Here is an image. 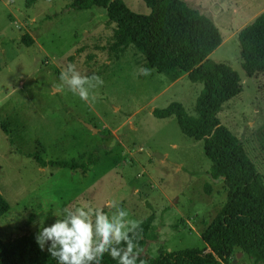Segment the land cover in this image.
I'll return each instance as SVG.
<instances>
[{
  "label": "rangeland",
  "instance_id": "1",
  "mask_svg": "<svg viewBox=\"0 0 264 264\" xmlns=\"http://www.w3.org/2000/svg\"><path fill=\"white\" fill-rule=\"evenodd\" d=\"M71 1L0 0V193L10 205L0 216V237L36 238L41 224L63 218L65 207L101 208L111 215L116 209L107 205L115 202L129 219L154 213L156 239L147 241L143 254L206 251L201 233L224 203L225 185L210 177L202 140L182 133L174 115L152 114L176 101L195 115L202 84L185 74L171 81L145 67L132 45L111 51L105 9L74 10ZM123 1L134 12H150L143 0ZM185 2L220 31L223 42L208 57L236 70L242 91L217 115L264 177V74L246 75L237 38L239 26L264 10V0ZM24 33L33 40L30 46L21 39ZM68 64L82 75L102 77L103 85L90 90V102L60 80ZM141 68L151 74H140ZM92 153L98 161L86 172L42 167L34 157L84 161ZM228 264L254 263L234 248Z\"/></svg>",
  "mask_w": 264,
  "mask_h": 264
},
{
  "label": "trees",
  "instance_id": "2",
  "mask_svg": "<svg viewBox=\"0 0 264 264\" xmlns=\"http://www.w3.org/2000/svg\"><path fill=\"white\" fill-rule=\"evenodd\" d=\"M148 14L131 10L123 0H72L69 8H104L106 23L111 26V51L132 45L144 57L145 67L154 68L175 81L181 75L202 88L195 101V115L186 112L179 102L154 108L157 118L174 115L185 135L202 140L203 151L210 160L209 175L221 178L225 201L201 233L206 251L197 248L160 249L155 255L143 254L148 240L156 239L152 223L154 213L143 219L136 239L140 252L137 264H228L234 248L246 253L252 263L264 264V177L245 147L225 125L218 112L242 91L240 76L230 65L215 62L208 56L221 44L215 23L191 8L185 0H143ZM241 67L247 76L264 74V10L237 33ZM22 41L30 46L32 38L24 33ZM44 167L55 165L86 172L98 161L95 153L84 161L44 160L34 155ZM0 193V216L9 210ZM0 264H57L46 250H41L32 233L3 240L0 237ZM101 264H118L107 253Z\"/></svg>",
  "mask_w": 264,
  "mask_h": 264
},
{
  "label": "clouds",
  "instance_id": "3",
  "mask_svg": "<svg viewBox=\"0 0 264 264\" xmlns=\"http://www.w3.org/2000/svg\"><path fill=\"white\" fill-rule=\"evenodd\" d=\"M139 71L143 75L151 74L150 69ZM60 80L86 103L90 102V90L104 83L99 75H82L74 64L61 70ZM107 206L116 210L109 215L101 208L65 207L63 218L56 215L58 218L51 225L41 224L36 234L38 246L44 250L47 245L57 264H101L106 253L118 264H137L140 252L135 241L141 222L129 219L128 211L115 202Z\"/></svg>",
  "mask_w": 264,
  "mask_h": 264
},
{
  "label": "crops",
  "instance_id": "4",
  "mask_svg": "<svg viewBox=\"0 0 264 264\" xmlns=\"http://www.w3.org/2000/svg\"><path fill=\"white\" fill-rule=\"evenodd\" d=\"M258 14H259V13H258ZM258 14H257V15H258ZM257 15H256V16H257ZM251 18H254V17H253V16H252V17H249L245 22H243V24L239 26L238 31H239L244 25L247 24V23H246L247 21H248V23H249V22L252 20ZM250 19H251V20H250ZM249 20H250V21H249ZM238 31H237V32H238ZM222 42H223V41H222ZM222 42H221V43H222ZM181 77H182V76H181ZM177 80H178V79H176L175 81H177Z\"/></svg>",
  "mask_w": 264,
  "mask_h": 264
},
{
  "label": "water",
  "instance_id": "5",
  "mask_svg": "<svg viewBox=\"0 0 264 264\" xmlns=\"http://www.w3.org/2000/svg\"><path fill=\"white\" fill-rule=\"evenodd\" d=\"M86 126L89 127V128H91V129H95L90 124H86Z\"/></svg>",
  "mask_w": 264,
  "mask_h": 264
}]
</instances>
